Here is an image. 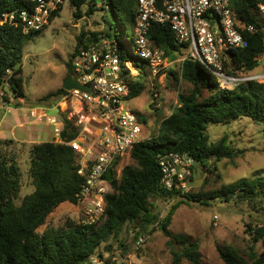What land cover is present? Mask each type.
Returning <instances> with one entry per match:
<instances>
[{
  "label": "trees",
  "instance_id": "1",
  "mask_svg": "<svg viewBox=\"0 0 264 264\" xmlns=\"http://www.w3.org/2000/svg\"><path fill=\"white\" fill-rule=\"evenodd\" d=\"M63 1H68L75 16H80L86 6L87 14L98 11L102 19L101 29L82 30L76 37L73 51L65 61L68 74H72L73 58L81 48L90 45L96 47L104 39L117 47L122 60L130 59L129 51L127 53L122 48L125 42L123 33H132L128 45H133L136 0ZM62 4L52 11L49 23L58 15ZM258 4H264V0H231L238 18L252 23L255 30L243 31L246 46L229 47L224 51L221 63L228 75H248L264 60V21L253 11ZM24 6L25 3L20 0H0V90L7 85L14 98L24 97L25 37L46 26L25 32L18 14ZM11 14L13 18L9 19ZM147 37L167 56L175 58L183 54L182 45L167 24L151 23ZM124 72L120 77L128 81L129 97L138 96L146 86L144 76L147 74L134 78ZM168 72L176 77L172 69ZM179 73L190 88L178 92L176 105L168 116L160 119L157 132L133 145L129 153L133 164L122 167L119 176L114 168L120 157L113 161V177L109 181L111 189L105 195L104 212L92 222L80 212L77 220L67 219L63 226H46L41 233L37 231L60 203L77 204L85 179L77 172L75 152L65 143L78 133L70 120L63 117L60 139L64 141L47 140L30 145L28 171L34 188L19 203L15 200L20 195V166L15 158L7 157L0 150V264H92L93 258L104 264H115L114 260L111 262V258H114L113 242H118V248L124 255L127 247L119 236L129 232V229L136 237L158 229L168 237L172 264H181L183 259L191 264H200L201 253L197 241L188 235L173 234L168 229L181 203L202 205L209 200L235 201L264 210V171L206 191L202 190V186L192 191L193 187L187 190L166 189L161 184L158 158L168 152L194 158L196 165L192 167L189 181L199 177L198 166L202 171L206 169V172H211L218 169V161L225 159L235 164V158L243 150L231 145L227 135L215 142L210 141L207 132L210 125H230L248 118L264 137V82L250 79L221 89L210 68L189 58L179 63ZM66 91L61 86L39 100L45 102L53 99L51 104L56 103ZM153 93L154 89L151 96ZM40 105L50 107L48 104ZM150 106L155 110L159 108L152 102ZM156 200L170 201L171 205L164 215L155 209ZM257 223L259 227L252 223L246 225L251 243L246 251L229 245L218 246L224 264H264V250L257 252L255 249L260 239L264 242V222ZM103 250L108 253L107 257Z\"/></svg>",
  "mask_w": 264,
  "mask_h": 264
},
{
  "label": "rangeland",
  "instance_id": "2",
  "mask_svg": "<svg viewBox=\"0 0 264 264\" xmlns=\"http://www.w3.org/2000/svg\"><path fill=\"white\" fill-rule=\"evenodd\" d=\"M85 10L86 6L83 7L80 16H75L68 1H64L58 15L50 23L42 30L27 35L23 46L24 97L14 98L7 85L2 91L0 90V150L7 157L16 159L21 172L20 195L15 200L16 203L34 188L28 171L30 145L34 142L58 140L53 131L55 126L47 118H52L57 113L62 114L61 112L66 110L70 111L73 107L75 111L79 109L76 102L73 104L64 102L55 106V102L51 104L53 99L45 102L39 99L61 87L64 79L69 75L65 61L73 51L76 37L81 31L88 32L102 28L100 12L87 14ZM131 34L130 31L123 33L125 42L122 48L127 53L130 50L128 44ZM128 55L147 76H144L146 84L144 90L126 102L125 106L135 114L136 122L142 129V137L148 138L157 132L160 119L171 113L177 103L178 92L188 90L190 84L181 79L177 61L156 75L153 79L155 80L153 87L154 76L146 71L145 62L133 58L130 53ZM178 57L180 55L175 56ZM166 64L167 60L164 65ZM169 69L175 72L176 77L170 75ZM132 72L135 74V71ZM261 73L264 74V60L248 75L259 74L258 81L264 82V75L261 77ZM153 89L160 97V107L157 110L150 106ZM40 104H48L50 107ZM42 114L45 116L39 118ZM83 125L94 129L96 123L94 124L92 116H85ZM207 132L212 142L227 135L231 145L242 149L243 153L235 158V164L225 159L216 162L218 167L216 171L206 172V169L202 171L198 166L200 175L195 179L198 184L191 189L192 191L198 190L200 186L206 191L219 187L222 183H230L242 177L250 178L256 172L264 171V137L261 136L259 128L248 118L230 125H210ZM129 164H133V161L127 152L114 168L117 176L120 175L122 167ZM155 204V209L160 215H164L171 205L168 200H156ZM84 207L86 202L60 203L37 231L41 233L46 226H63L67 219L77 220ZM255 207L246 202L226 203L219 200H209L202 205L181 203L175 210L168 229L173 234L188 235L192 240L197 241L201 253L200 264H224L219 256L218 246L229 245L242 252L246 251L247 246L251 244L246 225L252 223L259 227L260 224L257 222H264V210L259 206ZM139 237L143 238L141 242H137ZM139 237H136L131 229L127 233H122L119 239L126 245V252L122 255L118 242H113L114 258H111V262L114 260L115 264H172L168 237L162 231L153 230L144 235L140 234ZM255 249L257 252L264 250L263 240L260 239L255 244ZM104 255L107 257L108 253L104 252ZM181 264L191 263L183 259Z\"/></svg>",
  "mask_w": 264,
  "mask_h": 264
},
{
  "label": "built area",
  "instance_id": "3",
  "mask_svg": "<svg viewBox=\"0 0 264 264\" xmlns=\"http://www.w3.org/2000/svg\"><path fill=\"white\" fill-rule=\"evenodd\" d=\"M25 3L19 11V18L24 31L40 30L49 23L52 11L58 8L63 0H20ZM134 44L129 53L145 62L149 75H159L167 66L182 62L189 58L210 68L216 76L219 88L234 87L242 81L258 80L259 74L231 76L224 72L221 59L229 47L247 45L243 31L252 32V23L238 18L232 9L231 0H136ZM264 21V4L253 9ZM6 17V14H3ZM13 15H9L12 19ZM5 19V18H4ZM2 21V20H1ZM151 23L167 24L175 39L182 45L183 54L172 58L165 55L147 37ZM134 49V50H133ZM134 53L136 56H134ZM167 60V64L165 61ZM73 72L77 81L90 87V91L74 88L61 94L55 106L68 102L77 103L74 107L63 111L47 120L55 127L57 141H64L60 134L63 128V117L70 120L78 129L77 135L66 144L76 154L78 174L85 179L78 194V202L85 203L81 210L87 220L92 222L99 218L105 209V195L111 189L105 179L106 171L112 168L117 157L130 153L134 144L143 140L142 129L136 122L135 114L126 108L130 101L128 81L120 77L124 71L134 78L143 74L130 59L122 60L117 47L107 40L100 41L97 46L81 48L72 61ZM137 71H136V70ZM128 70V71H127ZM135 71V74L132 71ZM125 73V72H124ZM261 73V77H263ZM154 87V84L152 85ZM1 93V92H0ZM150 102L160 107V97L154 90ZM25 114V113H23ZM45 114L39 116L44 117ZM92 116L94 129L83 125V117ZM89 120V119H88ZM158 162L161 168V184L166 189L187 190L192 167L196 165L193 157L178 152L160 155ZM113 177V172H112ZM88 204V205H87ZM142 237L137 242H141ZM92 264L100 263L97 258Z\"/></svg>",
  "mask_w": 264,
  "mask_h": 264
},
{
  "label": "water",
  "instance_id": "4",
  "mask_svg": "<svg viewBox=\"0 0 264 264\" xmlns=\"http://www.w3.org/2000/svg\"><path fill=\"white\" fill-rule=\"evenodd\" d=\"M62 87L66 90H69V89H74V88H77V89H80L82 91H90V87H88L87 85H82L80 84L77 79H76V76L72 75V74H69L63 81V84H62ZM112 178V168L109 167L106 171V176H105V179L107 181H110ZM197 180H192V181H189L187 183V187H195L197 185Z\"/></svg>",
  "mask_w": 264,
  "mask_h": 264
},
{
  "label": "clouds",
  "instance_id": "5",
  "mask_svg": "<svg viewBox=\"0 0 264 264\" xmlns=\"http://www.w3.org/2000/svg\"><path fill=\"white\" fill-rule=\"evenodd\" d=\"M63 113V112H62Z\"/></svg>",
  "mask_w": 264,
  "mask_h": 264
}]
</instances>
